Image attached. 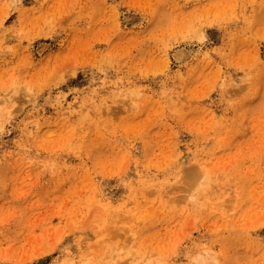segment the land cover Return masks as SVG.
<instances>
[{"label":"rangeland","instance_id":"1","mask_svg":"<svg viewBox=\"0 0 264 264\" xmlns=\"http://www.w3.org/2000/svg\"><path fill=\"white\" fill-rule=\"evenodd\" d=\"M0 264H264V0H0Z\"/></svg>","mask_w":264,"mask_h":264}]
</instances>
